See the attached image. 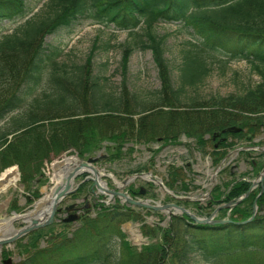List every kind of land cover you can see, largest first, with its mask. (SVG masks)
<instances>
[{
    "label": "trees",
    "instance_id": "obj_1",
    "mask_svg": "<svg viewBox=\"0 0 264 264\" xmlns=\"http://www.w3.org/2000/svg\"><path fill=\"white\" fill-rule=\"evenodd\" d=\"M35 11L27 0H0V24L23 22L0 41V123L23 109L39 90L44 91L12 130L0 134V173L19 167L28 204L41 198L47 182L45 164L71 150L84 158L112 144L108 160L113 161L133 154L134 146L159 144L156 156L186 136L195 139L197 149L218 165L242 144H262L255 140L264 133V0H45ZM86 22L131 32L145 26L140 47L152 53L161 81L154 104L140 103L125 78L119 94L106 91L101 78L93 75L98 38L86 64L70 68L58 61L60 52L47 46V38ZM159 22L184 24L193 36L182 51L181 88L173 83L165 39L153 31ZM131 54L127 48L122 59L124 76ZM222 59L247 61L261 77L260 84L243 95L199 102L186 109L185 87L202 83L214 64L225 66ZM232 127L242 131L229 132ZM263 169L264 162L257 163L241 178L257 176ZM144 171L148 168L134 173ZM188 174L193 175L192 170H168L167 187L176 193L197 190ZM251 186L250 180L225 184L228 192L217 186L211 207L236 201ZM258 196L257 204L264 206V191L259 187L231 210L232 223L216 226L196 225L187 216L173 217L166 227L152 226L146 216L162 219L160 213L118 205L101 207L94 215L85 213L70 233L66 230L71 224L62 222L21 240L17 248L27 256L18 264H194L196 260L264 264V210L249 221ZM18 202L13 200L12 210L22 209ZM228 213L222 210L220 217ZM128 222L140 223L143 236L158 242L137 252L122 230ZM57 225L62 232L55 233ZM81 248L83 253H79ZM250 255L254 257L251 262L242 261Z\"/></svg>",
    "mask_w": 264,
    "mask_h": 264
},
{
    "label": "rangeland",
    "instance_id": "obj_2",
    "mask_svg": "<svg viewBox=\"0 0 264 264\" xmlns=\"http://www.w3.org/2000/svg\"><path fill=\"white\" fill-rule=\"evenodd\" d=\"M27 1L31 6L36 7L35 12H37L45 2V0ZM22 23L23 22H4L0 24V41L5 36L12 34ZM144 29L145 26L142 25L141 28L134 32L120 31L114 26L107 27L93 22H86L72 29V31L63 30L48 37L46 43L51 50H58L60 52L58 61L71 68L72 66L86 64L87 58L91 54L95 41L98 38V49L94 52L92 61L93 75L101 78V84L105 87L106 91L113 94L120 93L121 85L125 78L130 93L135 95L140 103L144 105H151L159 98L157 92L161 89V81L158 76V71L154 63L152 53L150 51H144L140 47V41L144 37ZM153 31L159 37L165 39L166 59L172 70L173 83L176 88H181V68L183 64L182 51L186 48V43L193 39V36L184 24L159 22L154 25ZM127 48L132 49V54L129 59L126 76H124L122 71V59ZM222 60L227 62L225 66L222 64H214L208 77H206L202 83L193 87H185L182 99L186 109L199 102L243 95L250 89H254L258 86V84H260L261 77L248 62L242 60ZM44 87L45 89L47 88L46 85ZM43 92L44 91L39 90L34 98L28 100V104L23 109L12 113L4 122H1L0 134L4 133V131H7L8 129L12 130L15 121L21 119L29 112L34 100L41 97ZM258 140L264 141V134L260 135ZM182 142L183 145H168L164 147L160 150L155 159H152L153 155L151 150L146 149L145 146H134L136 151L133 154L125 155L120 160L110 161L108 158L109 154H111L110 146H112V144L102 145L95 154L89 155L87 159L89 157H95L98 154H101L102 157L107 156L98 164V168L106 169V171L102 172L103 174H111L113 176L112 178H103V180L107 182L110 189H115L119 186L114 180V178H116L122 183L119 187H122L123 190L130 195H133V191L144 188L146 193L145 196H141V199H150L156 202L155 204L160 205L171 203L170 199L173 197L168 194L163 196L159 186L151 188V184L145 182L144 180H136L135 182L124 186V179L128 176L135 175L134 172L138 169L147 167L151 170L149 172L153 173L158 180L165 184V181L168 180L167 170H169L172 166H182L183 170H193L195 176L190 175L189 179L193 181L194 185H197L200 188L193 190L188 194L180 193L178 196L190 197L198 200L200 199L202 201L200 202L202 203L200 206L205 204L207 205V200L209 198L208 196H205L212 188L213 178L215 177L217 167L213 164L211 156H208L205 152L202 153L197 149L195 139L182 137L181 144ZM152 148L158 149L159 145H153ZM207 150L211 151L212 148L208 147ZM259 153L260 151L255 152L256 155ZM76 155L77 153L71 150L57 157L53 156L51 162L45 164L44 174L47 180L46 184L53 179L55 175L54 166L59 161H63L66 157L70 158ZM228 161H230V165L228 164L229 166L227 165V168H225L229 170L234 168V166L241 167L240 164L243 165L242 160L236 154L231 155ZM151 163L155 165V173L152 172L153 164L151 165ZM242 168L236 169L235 171L241 174L248 170L247 166L243 165ZM9 169H16L19 171L18 166H12L3 171V173H6ZM0 175H2V173ZM216 179L219 184L222 183V181L224 182L228 180L227 177H222L220 174L216 177ZM81 181L82 178L78 179L75 186ZM21 184V177L19 176L17 187H12L7 193H0V232H2V234H10L7 226H9L8 221L14 217L12 212H16L20 215L28 213L34 208V204L43 198L42 195L39 199H32L34 200L33 203L27 205L23 196V194H26L25 190H23V192L20 191ZM87 184L88 188L83 193V196L90 200L96 199V195L93 196L89 192L91 183L88 182ZM154 194L157 195L156 198H152V195ZM11 198L12 201L16 198L18 199L22 207L20 211L12 210L11 202L10 204L7 203ZM72 202V198L69 197L62 203L61 206L72 204ZM115 203L116 202L112 204ZM117 203H119V201H117ZM86 204H89V209L92 208L93 204L91 201H87ZM188 208L200 217H208L214 210V207L211 209H205L188 206ZM163 214V220L161 222H159V219L156 217L146 216V223L153 225L154 223H160L165 227L168 226L171 222H167L169 220V215L165 212ZM13 225L15 229L18 230L22 228L25 223L22 220H19L14 222ZM79 225V222L71 223V227L69 230H66V233L76 230ZM141 226L142 225L134 222H128L122 225V230L126 234V240L137 252H142L145 245L156 244L158 242V239L148 240L145 238L141 232ZM54 231L55 233H60L62 232V227L57 225ZM20 240L21 239H19V241ZM18 243L19 242L16 241L13 245L6 246L4 248V250L10 253V258L14 264L20 263L27 256L26 253H23L19 248H17L16 245ZM83 252L84 248H81L79 253ZM255 257L258 258V256ZM253 258L254 257L250 255L247 256L245 260L242 259V261L247 262L248 260L251 262ZM193 263L205 264L203 261L201 262L198 260Z\"/></svg>",
    "mask_w": 264,
    "mask_h": 264
},
{
    "label": "water",
    "instance_id": "obj_3",
    "mask_svg": "<svg viewBox=\"0 0 264 264\" xmlns=\"http://www.w3.org/2000/svg\"><path fill=\"white\" fill-rule=\"evenodd\" d=\"M229 131L239 133L241 130L234 127V128H231ZM240 150H249V148L248 149L244 148ZM261 151L264 153V149H261ZM99 160H100V157L89 158L87 161L81 160L80 164L75 166L72 170H70L65 175V177L59 180L58 183L52 184L43 189L44 197L34 204V208L31 211L23 215L13 213L14 218L9 220L8 222L9 223L8 230L10 231V234L5 235V234H2V232H0V257L2 258L1 253H2V249L4 246L11 245L17 240L37 230L43 229L45 227H48L54 224L56 221V217L59 216L63 211H66L67 214L75 212L78 208L79 201L65 208H60V206L67 197L75 194L80 189V187L86 182H92L93 183V187L91 189L92 193L97 195V190H98L104 196L105 200L107 198L123 199L125 200V202H127L128 206H133L135 208H142L146 210H152L155 212L167 211L168 213L172 215H186L189 218H191L194 221V223L198 225H226V224L231 223L232 220H229V219L217 220L216 216L219 213V211H221L222 209L231 210L235 208L237 205L243 202L246 198H248L250 194L253 192V190L258 186H261L264 189V170H263L261 175L253 182L251 189L244 196L240 197L235 202L224 204L218 207L217 210L209 218H200V217H197L195 214H193L190 210L182 206H179L177 204H168L165 206L154 205L150 201H146V200L143 201V200H137V199L131 198L122 190H111L107 188L106 186H102L101 182H104L102 180V177L106 175L102 174L95 166V164ZM84 174L87 175L85 180L75 187L76 180ZM147 178H150V179H147ZM136 179H142V180H145L146 182L154 183L160 186V188L164 190L166 194H169L178 200L190 201L188 198H180L174 195L171 191L167 189V187L162 182L154 179L151 173L129 176L125 180L124 185H127L135 181ZM214 186H215V183H214ZM22 189H24L23 185H22ZM141 194H145V192L142 190ZM46 205L47 207L44 208ZM171 209H174L176 211V214H173L171 212ZM261 209L263 210L264 208L261 207ZM257 212H258V206H257V200H256L254 204V214L251 220L254 219ZM79 219H80L79 214H71L64 221L66 223H71V222H76ZM19 220H22L26 225L19 230H15L13 223ZM4 264H12V260L11 259L5 260Z\"/></svg>",
    "mask_w": 264,
    "mask_h": 264
},
{
    "label": "bare ground",
    "instance_id": "obj_4",
    "mask_svg": "<svg viewBox=\"0 0 264 264\" xmlns=\"http://www.w3.org/2000/svg\"><path fill=\"white\" fill-rule=\"evenodd\" d=\"M80 160L77 157L66 158L63 162H59L54 166L55 175L53 181L58 183L60 179L72 170L75 166L80 164ZM19 181V175L16 169H9L0 178V193H7L12 187H17ZM118 185L122 183L117 181ZM55 183V184H56ZM102 186H105V182H101ZM50 198V197H49ZM47 205L44 207L46 208ZM8 227V226H7Z\"/></svg>",
    "mask_w": 264,
    "mask_h": 264
},
{
    "label": "flooded vegetation",
    "instance_id": "obj_5",
    "mask_svg": "<svg viewBox=\"0 0 264 264\" xmlns=\"http://www.w3.org/2000/svg\"><path fill=\"white\" fill-rule=\"evenodd\" d=\"M132 193H135L134 197L138 196L137 192L133 191ZM72 201H73L72 203H75L76 201H80L79 204H78V208L77 209L81 212V214L90 213L92 211H96L97 209H100V207H101L100 203H98V199L90 200V199L86 198L85 196L82 199H78V198L75 197ZM87 201H91L92 202L93 205H92L91 209H89V204H86Z\"/></svg>",
    "mask_w": 264,
    "mask_h": 264
}]
</instances>
